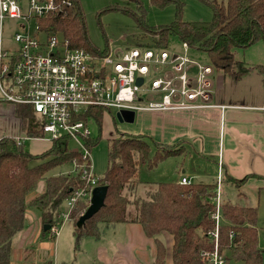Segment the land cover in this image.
<instances>
[{
	"label": "trees",
	"instance_id": "16d2710c",
	"mask_svg": "<svg viewBox=\"0 0 264 264\" xmlns=\"http://www.w3.org/2000/svg\"><path fill=\"white\" fill-rule=\"evenodd\" d=\"M70 1L71 5L63 6L61 14L42 22L43 30L60 33L70 48L97 52L87 39L78 0ZM150 1L159 8L171 2ZM202 1L211 6V21H182L179 6L175 20L160 26L153 34L156 45L164 46L168 36L173 35L188 48L206 53L218 75L238 81L254 70L264 76V65L252 69L235 59L237 49H247L258 41L264 43V0ZM136 21L148 27L144 10L139 12ZM14 111L22 121L26 138L42 137L41 124L29 106L17 105ZM106 112L103 108H94L88 110L82 120L86 124L93 120L101 132ZM99 139L100 133L95 137L86 136L83 146L91 150ZM166 146L144 134L123 133L109 140L106 169L96 181V186L107 187L104 206L80 228L76 224L87 209L88 201L77 200L68 214L73 224L75 246L78 247L83 238L98 239L99 225L136 223L145 236L155 242L153 264H211L215 252L222 256L223 264H264L263 253L258 248L257 206L221 202L217 240L214 239L217 183H155L145 198L131 200L141 184L140 166L154 169L170 155ZM65 163L74 164L75 175H49ZM82 163L89 171V157L81 150L75 151L67 138L52 141L49 148L38 155L28 153L19 139L6 136L0 139V264H10L11 241L22 230L28 210L39 212L42 228L49 226L45 233L57 226L62 204H66L75 191L86 189V177L79 170ZM247 179L246 176L235 180L223 172V180L236 187L240 198L245 197L241 189ZM41 181H44V190L36 195ZM163 235L172 238L170 262L166 261Z\"/></svg>",
	"mask_w": 264,
	"mask_h": 264
},
{
	"label": "built area",
	"instance_id": "2783aa9c",
	"mask_svg": "<svg viewBox=\"0 0 264 264\" xmlns=\"http://www.w3.org/2000/svg\"><path fill=\"white\" fill-rule=\"evenodd\" d=\"M69 5L70 0H0V103L12 107L29 106L41 124L42 137L37 139L51 143L67 138L75 150L89 157L83 138L90 135V130L82 120L88 110L100 107L108 112L107 116L111 115V110L165 113L226 108L210 103L208 77L213 72L210 66L197 64V75L191 78L189 65L194 63L186 56L135 48L113 58L109 51L102 54L70 48L58 32L43 30L44 20L57 17L63 12V6ZM7 19L17 22L13 49H4L1 44ZM183 46L188 48L185 43ZM166 65L178 74L154 78L148 91L156 93L160 99L145 103L141 92L146 76L151 73L152 66L157 69ZM139 78L142 84L137 86ZM82 173L86 177V189L75 191L66 202L69 211L77 200L89 199L96 187L97 179L91 171ZM217 182L214 198L217 210L213 215L215 240L221 205L219 178ZM180 183L188 185L191 182L182 177ZM51 233L57 234L56 227ZM211 264H223L222 256L215 252Z\"/></svg>",
	"mask_w": 264,
	"mask_h": 264
},
{
	"label": "rangeland",
	"instance_id": "374dc122",
	"mask_svg": "<svg viewBox=\"0 0 264 264\" xmlns=\"http://www.w3.org/2000/svg\"><path fill=\"white\" fill-rule=\"evenodd\" d=\"M217 2L221 3L225 2V0H217ZM78 3L85 23L87 39L91 43L92 48L98 52L103 53L109 51L113 58L135 48L152 49L154 53L163 50L169 55L179 54L180 56H186L194 63L189 65L190 77L197 75V64L211 67L206 53L191 48L185 49L183 43L176 36L169 35L164 46H157L153 35L159 31L158 28L160 26L169 25L175 20L177 11L180 7L181 9H179V11L181 12L180 18L182 21H211L213 17L211 6L202 0H171L170 3L162 8L152 5L150 0H78ZM143 10L145 13V25L148 26L146 28L136 21L137 15ZM16 32H18L17 22L8 19L5 20L1 36V44L4 49H13L16 46L13 42V35ZM258 42L261 44L263 43L262 41ZM262 46H264V43ZM235 54L237 61L241 62L242 59L246 61L247 58L245 55L249 56V51H247V49H237ZM212 71V74L208 77L211 83L209 93L214 98L215 94L220 91H218L216 87L218 74L213 69ZM255 73L261 76V74L257 72ZM166 74L177 75L178 73L174 72L170 65L157 67V69L156 66L151 67V73L146 76L145 85L141 92V98L145 103L160 99L159 95L151 93L148 91V88L150 82L154 78L164 77ZM255 76L252 78L253 86H249L248 92L245 89L248 85V81L239 85L237 82V85H235L232 92L236 91L240 96L244 93L245 95H248V97L256 96L258 98L264 95L260 91L261 86L258 85V81L256 82V79L254 78ZM220 93L223 94V91ZM210 103L212 104V101H210ZM110 112L111 115H104L103 117L101 132H99L98 127L93 120H88L87 122L90 136L95 137L100 133V139L97 144L91 148V150H87L90 159L89 170L95 179L100 178L105 172L109 140L118 138V136L123 133H144L151 137L150 134L152 135L153 130L158 127L160 123H163L161 119L152 118V114L146 112H136L132 124L119 123L114 118L117 111L111 110ZM154 116L160 115L154 114ZM113 118L114 121L112 120ZM12 123L17 125V130L16 133L12 132V134H10V131L14 128V126H11ZM24 129L21 119L15 115L14 107L0 103V139L4 136L12 139L20 138L21 140L23 139L21 142H23L26 151L33 153L43 151L47 142L26 139ZM210 138L212 139V142L207 143V147H210L209 150L215 151L217 145L216 137L214 134H211ZM182 141L187 140H180L174 144L169 143L172 145L166 147L168 148L170 155L161 161L154 169L147 170L144 166H140L138 178L141 184L137 186V190L131 197V200H133V197L145 198L146 193L153 190L154 187L152 186H154L155 183H166L179 179L182 171H185V175L194 183H216V178H219L221 202L257 206L258 220L256 228L258 232V248L263 253L264 262V189L260 191L259 196H257L256 193L253 194L255 198L249 196V200L243 201L239 199L236 187L230 186L227 181H224L223 173L220 169V171L217 170V158L208 157L206 154H197L192 150L190 145L183 143ZM79 170L85 171L86 165L82 163L79 166ZM76 171L73 163H65L53 169L49 175L61 174L73 176L76 174ZM41 188L44 190V181L38 183L36 190ZM83 200L85 202L88 201L89 204L90 198L88 199V197H85ZM68 211L66 204H62L60 207V222L56 226L57 234L54 236L55 239L57 236L60 238L58 249L60 259L62 258V254L66 255L68 253V247H70V245H72V250H74L75 253L78 251L80 245L79 242L78 247L75 246L73 224L71 221L67 220L66 217ZM34 213L39 215L37 211H34ZM26 229L27 222L25 221L22 230L26 231ZM51 234L52 233L49 232L50 236ZM20 236L21 233H16L14 235V240H19ZM55 239L52 240L53 243H55ZM70 239L72 241L71 244L68 245V240Z\"/></svg>",
	"mask_w": 264,
	"mask_h": 264
},
{
	"label": "crops",
	"instance_id": "0c3cea01",
	"mask_svg": "<svg viewBox=\"0 0 264 264\" xmlns=\"http://www.w3.org/2000/svg\"><path fill=\"white\" fill-rule=\"evenodd\" d=\"M262 44L256 42L248 47L249 56L245 55L247 60L242 59L241 62L252 69L258 65H264V46ZM255 75L257 74L254 70H251L238 81L223 76L222 85L217 88L218 91H223V94L216 93L214 98L211 96V101L214 105L225 106L224 109L214 107L193 111L151 113L152 118L161 119L163 122L159 124L160 128L156 127L152 135L150 134L156 142L172 145L186 139L187 141L182 142L190 145L197 154L216 157L217 170L220 169L222 173L225 172L235 180H241L247 176L248 179L241 189L243 192L245 191V197H238L243 201L249 200V196L255 198L253 195L255 193L259 196L260 191L264 189V95L258 98L256 96L248 97L243 93L240 96L232 90L237 82L239 85L248 81V85L245 87L248 92L249 86H253L252 78ZM261 76L257 75L254 78L256 82H259L260 91L264 94V76ZM154 114L160 116H154ZM11 126L14 128L10 134L16 133L17 125L12 123ZM211 134H214L217 140L215 151H211L210 147H207V143L212 142ZM46 142L43 151L27 152L32 155L41 154L50 146V142ZM182 177L188 179L185 171L181 172L179 179L175 182L180 181ZM42 192L41 188L34 194L39 195ZM243 206L245 205L243 204ZM34 211L36 210H28L25 217L27 229L18 232L21 233L20 239L12 238L10 264H153L154 262L156 257L155 242L146 237L142 227L136 223H121L113 226L99 225L100 237L98 239H82L81 246L79 245L76 253L70 245L68 253L62 254L60 259L59 236L55 239L52 234L50 236L49 233H45L40 216L36 215ZM163 236L166 261L170 262L172 238L169 235ZM53 239H55V243H53ZM71 241V239L68 240V245L71 244Z\"/></svg>",
	"mask_w": 264,
	"mask_h": 264
},
{
	"label": "water",
	"instance_id": "95a60500",
	"mask_svg": "<svg viewBox=\"0 0 264 264\" xmlns=\"http://www.w3.org/2000/svg\"><path fill=\"white\" fill-rule=\"evenodd\" d=\"M213 2L214 0H208ZM223 76L219 75L216 80V87L220 88L222 85ZM142 84V79H137L136 85L140 86ZM114 118L119 123L132 124L134 122L135 113L133 111L121 110L115 113ZM77 151V150H75ZM107 193L106 186H96L91 191V197L89 205L84 213L79 217L76 226L80 228L87 220L93 217L103 206ZM49 226L44 227V231H47Z\"/></svg>",
	"mask_w": 264,
	"mask_h": 264
}]
</instances>
